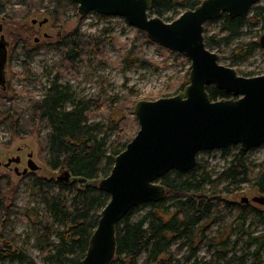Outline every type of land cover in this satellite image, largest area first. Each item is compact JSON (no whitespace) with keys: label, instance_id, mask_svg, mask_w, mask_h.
Segmentation results:
<instances>
[{"label":"trees","instance_id":"1","mask_svg":"<svg viewBox=\"0 0 264 264\" xmlns=\"http://www.w3.org/2000/svg\"><path fill=\"white\" fill-rule=\"evenodd\" d=\"M203 0H152V15L163 18L165 11L178 7L195 9ZM22 10L9 11L5 16L14 20L18 14L22 16L36 13L45 9L48 17L56 24L65 23L69 16L68 10L76 8L73 0H19ZM7 3L0 0V15L6 11ZM250 13L251 18H232L223 13L222 28L225 34H205L211 20L205 24V41L207 46H219L229 43L243 33V27L250 20H264V5H254ZM165 19V18H164ZM166 21L174 19L168 17ZM135 41L124 55L125 65L143 67L153 66L151 59L143 56L139 51L142 41L148 40L145 31L138 29ZM112 37L97 39L85 34L79 28L65 34L56 44L62 56V68H73L82 63L86 55L98 57L103 46L112 44ZM261 48L260 41L252 40L236 45L233 57L236 60H245ZM18 51L29 55L32 51L25 50V43L19 44ZM182 56V54H179ZM106 63V62H104ZM27 63L25 62V65ZM27 71L31 68L27 66ZM27 72V73H28ZM189 72L174 89L183 90L189 83ZM28 73V74H29ZM27 74V75H28ZM30 75V74H29ZM60 74H56L45 94L41 98H29V105L18 109L13 103L0 104L2 120L0 124L8 127L11 137H24L41 131L46 153L43 159L53 170H69L71 180L64 178L40 176L34 180L35 185L47 207L48 218H53L62 225L56 231L57 240L46 234L40 249L43 253L41 262L32 259L23 246L18 245L16 237L8 230L10 216L18 214L21 208L15 203L8 204V193L14 191L11 187L9 175L0 174V261L9 260L32 264H82L88 250L90 238L94 233L100 218L101 210L110 200V194L99 187V181L109 175L115 164L116 156L122 152L128 142L139 129L136 116L127 111V102L121 110L123 115L119 119H110L106 127L100 121H91V112L113 106L121 97L114 95L110 99L91 97L88 100H76L72 87L59 82ZM248 76V75H246ZM28 79V77H27ZM29 82H31L28 79ZM172 86L164 88L163 97L170 96ZM208 91L212 99L233 97L232 93L209 85ZM175 93V94H177ZM72 103V106L69 104ZM132 105V104H131ZM114 134V137L111 136ZM11 141V140H10ZM7 141L6 144L11 143ZM44 146V145H43ZM230 145L223 148L224 155L230 152ZM215 175L198 161L190 171L180 172L171 170L160 178V183L166 187V197L161 202L142 203L132 208L117 224L116 235L118 240L117 252L111 264H186L193 260L199 264L198 252L202 245L209 249L214 248L215 257L222 264H261L249 263V255L259 257L264 250V210L254 209L248 204H240L238 219L240 223L229 231L211 234L210 222L215 218L224 199L219 184L225 180L242 182L256 180V186L264 193V173L255 175L254 167L249 162L246 152L240 147L233 154L232 159ZM73 179V180H72ZM12 188V189H11ZM144 206L149 209L139 218L133 216ZM259 217V224L263 227L260 233L246 228L248 214ZM38 223V221H37ZM50 230L48 224L40 222ZM237 229L246 238L232 240L231 233ZM247 244V251L239 253L237 246ZM174 244H178L173 248ZM187 246L188 253L180 250ZM142 252L145 257L140 260Z\"/></svg>","mask_w":264,"mask_h":264},{"label":"rangeland","instance_id":"2","mask_svg":"<svg viewBox=\"0 0 264 264\" xmlns=\"http://www.w3.org/2000/svg\"><path fill=\"white\" fill-rule=\"evenodd\" d=\"M44 1L47 3V0ZM5 2L7 3L6 11L0 15V36L4 34L7 42H9L10 57L7 64L8 88L7 90L0 88V104L5 100V104L13 103L18 109L26 108L29 105V98H41L53 77L59 73L61 75L59 82L72 87L76 100H88L91 97H103L102 100H106L114 95L123 99L116 101L114 107L105 106L103 109H95L91 112V121H100L107 127L110 119H119L123 115L121 107L126 102L129 114L136 116L134 108L139 100H155L163 97L161 91L170 86H172L170 96L175 95L178 88L174 89V86L181 83L190 68V60L187 56L165 48L149 38L142 41L138 52L151 59L154 65L148 67L125 65L124 55L131 47L132 41L138 38L136 37L138 28L131 25L124 17L105 16L96 11L82 15L79 13L76 3V8L73 7L68 10L69 18L63 24H56L54 20L48 17L43 8L27 17L22 16L26 12L20 13L18 18L14 20L5 15L11 10L24 11V9L19 0H5ZM256 5H264V0H260ZM182 12H184V8L180 7L165 11L163 19L168 17L176 19ZM251 15L252 13H249L247 18H251ZM46 17L49 18V21L44 25L32 24L34 18L42 20ZM222 25L220 18L211 21L205 34L207 36L214 33L225 34L226 29H223ZM77 28L98 40L112 37L113 42L103 46L98 57L91 58L86 55L84 61L76 67L64 69L61 66V52L56 44L65 34ZM263 34L264 20H250L246 22L243 33L238 38L229 43L212 46L210 49L219 53L220 63L234 67L241 75H262L264 74V49L262 47L241 61L234 59L233 51L236 45L241 42L260 41ZM37 38L39 41H36ZM21 42L25 43L26 51H32V55L18 51ZM27 66L31 68L32 73L27 71ZM27 77L31 82L28 81ZM69 106H72V103ZM0 120H2L1 112ZM45 131L46 129L43 127L41 131L24 137H11L8 127L5 124H0V174L9 175L12 182L11 187L14 188V191H10L7 195V203H15L21 208L18 214L10 216L11 222L8 230L16 237L18 245L23 246L32 259L37 262H41L43 259L40 246L45 245H43V240L46 238L47 232L51 239L57 240L56 231L58 228H62V225L53 218H48L46 204L34 183V180L40 176L58 178L63 174V170L51 169L43 159L46 148L43 144L42 134ZM113 137L114 134L111 138ZM7 141L11 143L6 144ZM239 147L241 148L237 144L230 147L228 155H224L223 149L201 151L198 154V161L215 171V177L222 172ZM30 152H33V159L40 166L39 169H30L27 174L16 173L15 166H18L21 171L27 167ZM16 156H21L22 162L20 164L5 165L10 157ZM246 156L254 167L255 175L263 174L264 143L246 151ZM219 189L222 192L224 204L221 205L215 218L209 224L213 235L229 231L231 226H238L240 219L237 216L241 208L240 204H248L251 208L264 210L263 204L253 201V197L264 195L256 186V180L239 183L225 180L219 184ZM245 197L249 198L248 202L243 201ZM148 209L149 206H144L133 216V219L139 218ZM41 221L49 225V231L40 224ZM246 228L257 234L262 231L263 227L259 224V217L252 213L248 214ZM1 233L0 227V236ZM230 236L232 240L238 238L246 240L247 238L237 229ZM177 245L174 244L173 248ZM237 250L239 253L247 251V244L245 242L240 243ZM180 252L188 253L189 248L184 246ZM214 252V248L209 249L207 245H202L198 252L199 264H222L218 262ZM145 255L146 252H142L139 259L142 260ZM248 260L249 263L264 264V250L259 257L249 255ZM0 264L32 263L30 261L19 263L3 260L0 261ZM186 264L195 263L191 260Z\"/></svg>","mask_w":264,"mask_h":264},{"label":"water","instance_id":"3","mask_svg":"<svg viewBox=\"0 0 264 264\" xmlns=\"http://www.w3.org/2000/svg\"><path fill=\"white\" fill-rule=\"evenodd\" d=\"M73 1L82 15L96 11L126 18L145 31L150 40L190 60L189 83L183 90L136 103L134 114L139 129L116 156L111 173L99 181L110 200L100 212L82 264H111L117 252V224L132 208L165 199L166 187L159 181L162 176L171 170H192L201 151L237 144L246 152L264 143V74L244 76L220 63L219 53L207 46L204 34L208 21L219 19L223 13L232 18L245 17L260 0H203L173 21L152 15V0ZM46 21L48 18L40 23ZM6 44L2 36L0 82L4 81ZM260 44L264 49V34ZM209 85L233 97L214 100L207 89ZM20 160V156L12 157L5 165ZM39 167L30 154L27 168L22 172L17 166L15 171L22 174ZM59 178L71 180L70 171L64 170ZM253 201L264 205V195L253 197Z\"/></svg>","mask_w":264,"mask_h":264},{"label":"flooded vegetation","instance_id":"4","mask_svg":"<svg viewBox=\"0 0 264 264\" xmlns=\"http://www.w3.org/2000/svg\"><path fill=\"white\" fill-rule=\"evenodd\" d=\"M46 18H48V17H46ZM45 19V18H44ZM44 19H42V20H39V19H37V18H34L33 20H32V24L33 25H36V24H39L40 26H42V25H44L46 22H48L49 21V18H48V21H46V22H43V23H40L41 21H43ZM34 20H36V22H34ZM2 29V28H1ZM2 36L4 37V39H5V42L7 43L6 44V50H7V59H6V63H5V66H4V81L3 82H0V88H2L3 90H7V88H8V80H7V64H8V61H9V57H10V52H9V42H7V40H6V38H5V35L4 34H2L1 36H0V39L2 38ZM36 41H39V38H37L36 39ZM0 98H1V95H0ZM30 154H32V158H33V156H34V154H33V152H30L29 153V157H28V161H27V166H28V163H29V159H30ZM21 157V156H20ZM10 158H12V157H10ZM22 162V158H21V160H20V162H13V163H16V164H20ZM12 163V164H13ZM11 164V165H12ZM11 165H9V166H11ZM17 166H15V168H16ZM19 168V167H18ZM25 168H27V167H25ZM24 168V169H25ZM23 169V170H24ZM20 170V169H19ZM23 170H22V172H23ZM21 171V170H20ZM16 172V171H15ZM30 172V169L26 172V173H22V174H27V173H29ZM17 173V172H16Z\"/></svg>","mask_w":264,"mask_h":264}]
</instances>
